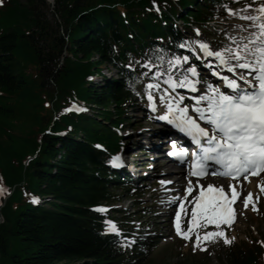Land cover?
Here are the masks:
<instances>
[{"label":"trees","instance_id":"trees-1","mask_svg":"<svg viewBox=\"0 0 264 264\" xmlns=\"http://www.w3.org/2000/svg\"><path fill=\"white\" fill-rule=\"evenodd\" d=\"M53 1L0 2V264H146L145 242L122 251L105 231L108 215L92 207L117 200L112 185L129 190L109 178L106 162L120 147L115 129L129 122L137 81L172 65L181 35L174 15L182 7L183 22L203 24L221 13L219 2ZM101 64L120 77L92 84ZM78 103L95 113L64 111ZM40 195L51 201L37 206ZM223 254L224 264L264 262L259 245L232 243Z\"/></svg>","mask_w":264,"mask_h":264},{"label":"snow or ice","instance_id":"snow-or-ice-1","mask_svg":"<svg viewBox=\"0 0 264 264\" xmlns=\"http://www.w3.org/2000/svg\"><path fill=\"white\" fill-rule=\"evenodd\" d=\"M153 6L156 7L155 0H153ZM245 7L250 8L252 5L246 4ZM225 8L230 14L240 15L239 11L229 9L226 5ZM156 10L159 11L158 8ZM240 18L252 21V23L247 27L237 26L242 27L243 31L248 33L246 36H240L239 42L235 35L229 36L231 44L219 50H212L207 43L197 41L205 56L215 57L220 65L227 67L230 72H236L237 69L243 70L238 79L222 77V86L206 84V91L198 92L192 97L195 103L191 105V111L196 114L195 116L188 115L189 105H182L184 96L169 100H165L163 96L160 98L161 103H167L168 110L160 115L159 119L168 120L171 114L179 120L178 126L181 130L191 136L193 143L199 146V150H194L192 153L193 163L190 176L203 177L210 172L212 175L234 179L242 176L247 180L250 174L258 176L264 173V3L258 5L255 15H245ZM248 29H253V31L248 32ZM185 46V44L180 45V47ZM179 64L180 59L175 58V64H172V67ZM144 67H152V65L145 61ZM189 73L192 76L198 75L195 67H190L186 69V74L181 75L179 81L169 76L164 82L173 91L181 87L197 92L196 85L199 81L190 79L187 75ZM214 74L219 75V73ZM153 75L159 76L161 73L154 72ZM146 87L156 88L158 85L149 83ZM148 100L149 107L155 110L154 97L150 93ZM69 110L71 109H64V111ZM80 110L82 109L77 108V111ZM169 154L176 155L181 162H186L188 155L186 149L177 150L175 144H173V152ZM109 163L119 166L122 161L116 155L110 159ZM161 183L170 184L172 182L161 181ZM196 184L199 185V180ZM193 186L190 179L185 189V198L192 193ZM259 186L264 190V185ZM229 187L232 188L231 198L222 187L216 188L212 184H208L206 188L201 187L198 194L192 196L191 219L188 221L187 231L181 230V211H177L175 220L177 234L188 239L193 227L203 221L205 228L209 225H216L218 229L215 232H204V239L224 237L225 233L220 229V225L232 223L235 216L232 205L240 196L232 185ZM6 191L7 189L0 186V194ZM251 196L252 194L249 193L244 198L245 207L248 206ZM177 200L183 210V199L171 198V202ZM32 202H37L35 197L32 198ZM98 210L106 211L103 207ZM253 210H257L255 204H253ZM106 224L108 225L106 232L120 234L114 222L106 221ZM200 241L201 236L197 234L193 251L199 247ZM224 243L228 244L231 241L225 237ZM201 250L204 249L201 248Z\"/></svg>","mask_w":264,"mask_h":264},{"label":"rangeland","instance_id":"rangeland-1","mask_svg":"<svg viewBox=\"0 0 264 264\" xmlns=\"http://www.w3.org/2000/svg\"><path fill=\"white\" fill-rule=\"evenodd\" d=\"M45 1L47 3L50 2L49 0ZM246 4H251L252 7L246 8ZM225 5L229 9L239 11L240 15L230 14L224 6L222 9L225 11V15L221 16L217 22L187 27V41L196 47L197 41L206 40L212 50H219L232 43V41L229 40V36L235 35L237 37V42H239L240 36H246L247 32L240 30L237 26L247 27L248 24L252 23V21H246L240 18L243 14H255L256 10H254V8H256V6L252 4V0H226ZM182 31L184 32V30ZM233 47H235V45H233ZM99 69L100 73L92 79V84L95 86L103 84L104 79H113L118 75L116 70L108 65L101 64ZM182 70L184 69L181 65L178 75L175 73L176 79L174 80L179 81L181 75L185 74L184 72L182 73ZM32 71V69L27 67L26 72L32 73ZM187 75L192 77L190 74ZM149 83L156 84L158 87L147 88L146 85ZM179 88L181 87H177L173 91L164 81L153 76L148 80H143L138 85L137 93L131 97L130 107L127 109L130 121H126V128L121 134H131L134 132L133 128H131L132 125L145 123V114L148 113L147 103L149 102V93L151 95L152 93L156 94L155 99L160 105L159 108H161L163 106L160 102V98L162 96L165 97L169 91L177 92ZM180 94L184 96V93H179L177 96L175 95V98H178ZM192 103L193 102H191V104ZM88 106L90 109L86 110V113L90 115L95 113L93 106L90 104H88ZM189 106L191 107V105ZM170 169L171 168H168V172L163 173L168 174L175 172ZM259 181L261 182L260 185H264V177ZM167 188H177L176 183L174 187L157 185V187L148 189H145L137 183L134 185L133 191H138V193L132 197L119 189H112L120 196L119 201L116 203L114 202L111 206L112 209L117 210H112L111 215L115 216L124 226L123 216L133 213L132 217L141 222L140 229L151 233L153 241L150 243V246L152 247V251L147 255L146 264H224L225 257L222 255V250L224 249L225 237L237 244H248L249 246L260 244L264 246V190H262V188L256 192L254 196H251L247 207L244 205V198L246 195L235 204V206L238 207L237 212L239 213V218L236 217V220L234 218L230 225H220V229L225 233L224 237H214L207 240L203 238L204 232L218 231L216 225H209L205 228L204 222L200 221L198 223V228L191 232L189 238L182 239L174 232H171L170 225L166 221L160 220L164 213L163 206L160 205L161 202L164 200L166 203H169L171 202V198L179 197L184 192V189H175L171 191L165 199H161ZM253 204H255L256 211L253 210ZM164 208L167 211L170 209L167 206ZM189 219L190 218H187L186 214H184L181 219V226L184 227V224H186V222L188 223ZM173 220L175 221L176 217L173 218ZM0 221L2 220L0 219ZM171 223L172 226H174V223ZM197 234L201 236V241L199 247L193 251V244L195 243ZM201 248L204 250H201Z\"/></svg>","mask_w":264,"mask_h":264},{"label":"bare ground","instance_id":"bare-ground-1","mask_svg":"<svg viewBox=\"0 0 264 264\" xmlns=\"http://www.w3.org/2000/svg\"><path fill=\"white\" fill-rule=\"evenodd\" d=\"M256 1H258V0H255V1H253L252 3H253V5H255L256 6V8H254V10H256V12H257V8H258V5H260V4H262V3H264V0H259L258 2H256ZM263 1V2H262ZM256 12H255V14H256ZM242 14V13H241ZM254 14V15H255ZM246 14H243V16H245ZM250 15V14H249ZM247 21V20H246ZM245 21V22H246ZM246 24V23H245ZM248 24V23H247ZM249 25V24H248ZM240 30H243L242 28H240V27H238ZM251 31H253V29H250V30H248V32H251ZM247 35H248V33H247ZM245 36V35H244ZM206 89V88H205ZM207 90V89H206ZM144 126V125H143ZM153 127H155V124H151V125H149L148 127H147V129L148 130H150V129H152ZM162 131H164V129L163 128H161V130H159V132H162ZM142 136V134H134L133 135V137L134 138H139V137H141ZM156 137V131H154L153 132V134L151 133V136H150V140L152 139V141H155V138ZM149 138V137H148ZM147 162H145V164H146ZM149 166H150V164H148ZM168 168H171L170 170L171 171H177L178 169H176L175 167H171V166H167V164H166V162H165V160H163V159H159L156 163H155V165H154V169H155V172L156 173H158V174H165V173H163V172H168L167 170H168ZM127 171H128V169H127ZM181 178H183L182 176H180ZM181 178H176V179H173L171 182L172 183H170V184H162V183H160L159 185L160 186H166V185H168V186H175V183H176V186L177 187H183L184 186V182L182 181V179ZM167 180H169V177H165L164 178V180L163 181H167ZM212 182H214V180H211V182L210 183H212ZM226 180H220L218 183L220 184V185H222V188L224 189L225 188V186H226ZM242 184V189L246 192V193H251V194H253L254 193V195L256 194V186H257V184H259L257 181H254V180H252V179H247V180H245V179H242L241 180V182L239 181V183H237V186L239 185V184ZM158 185V186H159ZM226 189V188H225ZM253 195V196H254ZM192 196H194V193L192 194ZM231 196H232V189L230 190V193H229V198H231ZM235 216L237 217V218H239V213H236L235 214ZM236 217H235V220H236Z\"/></svg>","mask_w":264,"mask_h":264}]
</instances>
